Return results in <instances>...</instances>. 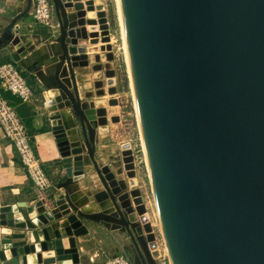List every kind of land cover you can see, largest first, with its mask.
I'll return each mask as SVG.
<instances>
[{"label":"water","instance_id":"obj_1","mask_svg":"<svg viewBox=\"0 0 264 264\" xmlns=\"http://www.w3.org/2000/svg\"><path fill=\"white\" fill-rule=\"evenodd\" d=\"M51 1L59 30L57 56L45 57L49 45L31 49L27 35L10 33L6 42L24 52L19 61L24 71L35 73L43 87L60 93V106L48 108L44 103V107L51 133L63 146L60 164L66 180L82 176L85 164L93 165L116 212L106 217L104 225L123 227L140 255L130 232L131 218L121 211L125 205L112 196L116 190L112 175L95 163L99 121L80 99L69 51L75 32L63 0ZM117 2L170 264H264V0ZM31 5L28 0L19 18ZM57 63L52 73L41 71ZM64 68L69 81L62 80ZM72 118L79 124L84 156ZM60 200L77 209L79 216L100 219L80 211L69 196ZM46 212L42 204L16 205L12 225L17 229V214L32 223L33 216L42 218ZM56 219L61 218L43 225ZM79 227L65 226L61 232L68 246L64 253L72 256V264L80 262L73 234ZM41 229H17L22 233L14 237V246L3 251L5 260L29 264L21 263L19 249L29 246V233L37 241ZM52 241L55 247V237ZM32 261L37 263L33 256Z\"/></svg>","mask_w":264,"mask_h":264},{"label":"rangeland","instance_id":"obj_2","mask_svg":"<svg viewBox=\"0 0 264 264\" xmlns=\"http://www.w3.org/2000/svg\"><path fill=\"white\" fill-rule=\"evenodd\" d=\"M86 1H67L70 4L67 15L74 17L71 30L75 32V42L70 46L75 48L74 55L77 57V63L73 64V71L80 84L79 88L81 85H85V90L80 95L81 102L87 106L91 102L95 103L94 110L96 112L105 111V124L108 131L99 135L98 150L94 154V159L99 169L106 167L112 175L116 188L114 192L111 190L113 198L119 205H125L124 209L121 208L125 216H135L133 207L134 204H137L135 199L141 200L144 206L145 222L142 223L138 218L130 220L132 223L130 232L140 255L123 227L115 228L112 225L108 227L104 225L106 217L116 212L90 162L85 164L82 176L73 181L66 180L65 176L58 178L60 185L53 189L50 182L49 189L52 188L55 193L59 192V199L67 200L68 196L70 198L68 188L76 185L82 196L87 197L88 201L95 206L91 213L100 217V219H90L79 216L77 209H71L69 204L63 202L65 218H62L66 219V215H75L77 223L82 226L81 231H73V234L76 247L79 250V258L83 264H105L108 260L120 256L133 261L134 264H143V261L145 264H159L163 259H167L168 252L162 235L161 220L143 149L133 93L129 84L117 2L116 0H93L95 6L99 4L102 9L95 10V16L89 17L86 11ZM97 12L98 14H96ZM23 17L29 19L32 25H36L30 14H24ZM100 19L107 24L105 29L100 28L98 23ZM92 21H96L98 24L95 30L89 29V23ZM43 31L47 34L46 41H57L59 30L54 8L50 27L43 28ZM105 33L107 35L103 36L102 34ZM66 77L65 81H69L68 73ZM110 80L112 81L111 86L109 85ZM109 88H113L110 93ZM31 100L32 98L27 103ZM113 100L115 105H110V101ZM99 102L103 103V106H100ZM64 111L69 110L64 109ZM70 123L78 131L77 139L82 143L81 155L84 156L86 149L79 133V124L73 118L70 119ZM90 176L95 177L97 190H91L86 185ZM83 184L87 190L82 187ZM102 193L106 196L105 205H101L97 201ZM70 200L74 202L72 198ZM37 205H41V203H37ZM148 237H151L156 245V255L152 256L149 251ZM53 248L54 241L48 242V249L52 250Z\"/></svg>","mask_w":264,"mask_h":264},{"label":"crops","instance_id":"obj_3","mask_svg":"<svg viewBox=\"0 0 264 264\" xmlns=\"http://www.w3.org/2000/svg\"><path fill=\"white\" fill-rule=\"evenodd\" d=\"M27 3L28 0H0V65L5 63H18L20 65L19 61L21 59L20 57H22V53H19L20 51L9 42H6L8 40V34L11 33L14 35L15 30L12 27L15 24L16 27H18V29H16V34L30 37L31 49H38L39 47L49 45L50 48L46 49L45 57H50L51 55L57 56L59 54L57 48H53L56 42L45 40L47 34L43 31V28L32 25L29 19H25L24 17L19 18L20 14L25 10ZM25 51L30 53L29 49ZM41 60H44V57H42ZM57 66L58 63L46 69L41 68V71L50 69L52 73L54 70L53 68L55 67L56 69ZM65 70L66 68H64L63 73L66 72ZM73 73L75 76L74 71ZM25 75L33 91L32 100L28 103H21L17 100L18 103L15 108L25 122L29 134L32 136L35 154L48 180L52 183V188L55 189L60 185L58 184V178L64 177L60 164L62 157L61 147L63 146L56 142L51 133L49 113L44 107V93L53 89H46L43 87L40 81L35 77V73H28L25 71ZM66 75L67 73L62 80L67 79ZM75 79H77L76 76ZM77 85L79 87L80 84L77 82ZM52 188L51 190L49 189V192H47L48 190L46 192H41L33 185L22 169L14 149L3 139V134L0 131V255L4 257V260L0 257V264L11 263L5 260L6 255L3 251L14 246V237L19 232L12 225L14 219L12 214L13 209L19 204L32 207L37 205V203H41L47 208V212L54 211L56 207L52 211L48 210H50L51 204H55L60 200V194L57 191L56 193L52 191ZM59 202L63 205L62 200ZM19 211L24 213L23 210ZM64 215L65 214L62 212L63 218H65ZM66 217H68V215H66ZM63 218L61 220H64ZM2 221H5V223L3 224ZM53 238L54 237L49 239V241H52ZM29 245H32V243H29ZM77 252L79 254L78 249ZM39 253L41 252L39 251ZM36 254L38 253L36 252ZM79 261V264H83L81 260Z\"/></svg>","mask_w":264,"mask_h":264},{"label":"bare ground","instance_id":"obj_4","mask_svg":"<svg viewBox=\"0 0 264 264\" xmlns=\"http://www.w3.org/2000/svg\"><path fill=\"white\" fill-rule=\"evenodd\" d=\"M67 1L63 0L64 5H65V9L68 11V10H70V4ZM116 2H117V0H116ZM85 5H86L87 15L89 17H94L95 16V12H94L95 10L98 11V10L102 9L99 4H98V6L97 5L95 6V4L93 3V0H87ZM75 6H77V5H75ZM117 9H118V2H117ZM81 14H82V12H81ZM96 14H98V12ZM118 15H119V9H118ZM118 18H119V16H118ZM69 21H70V25H72L73 22H74V17H72V16L69 17ZM119 21H120V18H119ZM98 23L100 24V28L101 29H105L106 28L107 24L105 23L104 20L100 19V21ZM89 24H90L89 25V29L90 30H95L96 29V25H98V24H96V21H92ZM69 35H70V37H73L72 31H69ZM72 41L74 42V40H72ZM53 48L56 49L57 46L55 45ZM52 50H54V49H52ZM69 51H70L71 55L75 54V48L70 47ZM20 53H23V52L21 51ZM72 63L73 64L77 63V58H76L75 55L72 56ZM127 69H128V66H127ZM128 77H129V72H128ZM129 84H130V87H131L130 77H129ZM84 90H85V85H81V87L79 88L80 95L83 94ZM112 90H113V88H109V92L112 91ZM131 90H132V87H131ZM44 96H45V103H46V106L48 108H52L54 106L58 107V106L61 105V96H60V93H59L58 90H48V91H46L44 93ZM109 104L110 105H115V101L114 100L110 101ZM99 105L103 106V103L101 104V102H99ZM94 106H95V103L91 102L89 104L88 108L90 110L94 111L95 115L97 116L98 121H99L98 133H99V135H103V134L107 133V131H108L106 124L103 123L106 120L105 119V111L104 110H100V111L96 112L94 110ZM143 149H144V147H143ZM103 175L105 177H109L106 172H104ZM86 185L91 190H93V189L95 190L96 187H97L96 186L95 177L94 176L93 177L92 176L88 177V179L86 181ZM82 187L87 190V188H86V186L84 184H83ZM68 193L70 194V198H72V200L74 201L73 203L77 206V208L80 211L85 212V213L93 212V209L95 208V206L88 201L87 197L85 198V197L82 196V194L79 192V189H78V187L76 185L70 186L68 188ZM99 196H101V197H100L99 200H97L98 203L101 204V205H105V203H104L106 201L105 194L102 193ZM135 202L137 203V204H134L135 206H133L134 207V215L135 216H133V215L131 216L130 215V218L131 219L132 218L133 219L134 218H138L143 223V222H145V219H146L145 218L144 206L142 205L141 200H139V199H135ZM62 212L64 214V207L61 204V202H58L56 209L54 211H52V212H46V214H42V216H43L42 218L38 217L37 215L33 216L32 223H27L21 217V215L17 214V217H18V220L16 222L17 229L23 230L27 226H29V227L36 226V227L42 228L40 234L38 235V240L37 241H33L34 238L29 233V243H32V245H29L27 247L23 246V247H21L19 249V256L21 257V263L34 264L33 261H32V256H33L35 261L37 262L36 264H39V263H41V264H72L71 263V257L72 256L64 253V251L67 249L68 246H67L66 239L61 237V232L63 231L65 226H72V225L75 226L78 221H77V217L75 215L68 216L66 219L61 220L62 219ZM53 218H61V219H59V221H57L56 223H52V224H50L48 226H44L43 225L44 223H47V222H50L51 220H53ZM2 223H4V221H2ZM160 223H161V221H160ZM81 229H82V226L79 227V228H75L74 231H81ZM161 229H162V225H161ZM21 233L22 232H18L17 235H21ZM162 235L164 236L163 229H162ZM16 237H19V236H16ZM52 237H55L56 243H55V247L52 250H49L47 248V246H46L45 241L49 240V239H52ZM164 242H165V245H166L165 237H164ZM147 245H148L149 251L151 252V255L152 256L156 255V253H157L156 245L153 242L151 237H148ZM166 248H167V245H166ZM39 251L41 253L36 254V252L38 253ZM167 252H168V250H167ZM33 253L36 254V255H32ZM168 256H169V254H168ZM0 257L4 260L3 255H0ZM169 259H170V257H169ZM63 261H65V262H63Z\"/></svg>","mask_w":264,"mask_h":264},{"label":"built area","instance_id":"obj_5","mask_svg":"<svg viewBox=\"0 0 264 264\" xmlns=\"http://www.w3.org/2000/svg\"><path fill=\"white\" fill-rule=\"evenodd\" d=\"M31 9L28 12L34 23L40 28L50 27L53 18V6L51 0H31ZM17 33L16 24L12 27ZM6 94L18 99L21 103H27L32 98L31 87L25 71L18 63H5L0 65V131L10 146L14 149L18 161L28 179L41 192H46L51 184L43 170L34 151L32 136L25 122L19 116L16 108L12 106ZM105 264H134L122 256L108 260ZM159 264H170L169 258L163 259Z\"/></svg>","mask_w":264,"mask_h":264},{"label":"trees","instance_id":"obj_6","mask_svg":"<svg viewBox=\"0 0 264 264\" xmlns=\"http://www.w3.org/2000/svg\"><path fill=\"white\" fill-rule=\"evenodd\" d=\"M5 97L8 99L9 103H10L12 106L16 107V105H17V103H18V101H19L18 99H16V98L10 96L9 94H6ZM17 100H18V101H17ZM19 102H20V101H19ZM52 207H53V204L50 205V208H52Z\"/></svg>","mask_w":264,"mask_h":264}]
</instances>
